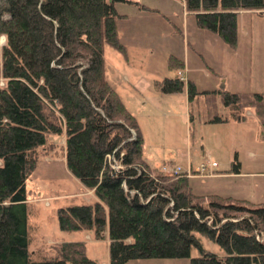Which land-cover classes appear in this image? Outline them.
Returning a JSON list of instances; mask_svg holds the SVG:
<instances>
[{
  "label": "trees",
  "instance_id": "1",
  "mask_svg": "<svg viewBox=\"0 0 264 264\" xmlns=\"http://www.w3.org/2000/svg\"><path fill=\"white\" fill-rule=\"evenodd\" d=\"M136 0H0V264H98L82 240L52 244L33 259L28 249L25 180L48 135L62 134L66 169L94 195L56 207L62 230L89 229L108 237V264L148 257H188L189 264H264V203L192 191L188 177L149 166L142 136L103 72V46L125 55L115 3ZM198 26L230 46L236 13L264 10V0H182ZM146 6V5H144ZM260 14V13H259ZM169 65L182 60L169 58ZM162 92L185 88L188 101L207 99L208 122L255 116L264 135V90L198 91L179 76L155 80ZM226 112L220 113L214 93ZM209 102V103H208ZM112 158L120 166H111ZM229 169L237 172L233 157ZM199 234L216 242L205 249ZM199 251L190 256V247ZM45 251V249H40Z\"/></svg>",
  "mask_w": 264,
  "mask_h": 264
},
{
  "label": "rangeland",
  "instance_id": "2",
  "mask_svg": "<svg viewBox=\"0 0 264 264\" xmlns=\"http://www.w3.org/2000/svg\"><path fill=\"white\" fill-rule=\"evenodd\" d=\"M115 6L125 13L116 25L126 50L124 55L104 45L103 72L136 119L146 163L165 173L176 165L184 170L189 166L188 153L190 167L196 170L203 145L216 163L213 168L225 172L235 155L245 173L210 176L209 168H189L191 174L187 177L192 191L264 203V135L259 134L256 118L247 116L228 125L210 123L206 117L208 95L198 94L187 106L185 91L162 92L155 85V80L164 76H179L184 81L190 79L198 91L264 90V10L260 14L249 9L237 11L236 42L230 46L214 32L198 26L194 15L184 10L182 0H137ZM170 57L182 60L183 65H169ZM214 101L217 110L225 113L217 91ZM63 142L62 134L50 133L47 144L37 148V164L25 180L28 249L35 250L31 257L37 259L42 254H53L49 248L53 242L83 239L86 255L98 264H108V244L104 238H94L89 229L66 231L58 227L57 206L93 199L82 192L78 179L66 174ZM85 234L89 239L84 238ZM199 238L205 249L223 253L216 242L200 234ZM189 254L196 256L199 251L191 246ZM124 264L189 262L188 257H148L129 259Z\"/></svg>",
  "mask_w": 264,
  "mask_h": 264
},
{
  "label": "crops",
  "instance_id": "3",
  "mask_svg": "<svg viewBox=\"0 0 264 264\" xmlns=\"http://www.w3.org/2000/svg\"><path fill=\"white\" fill-rule=\"evenodd\" d=\"M137 1V0H136ZM140 4H142V3H140ZM143 6H144V4H142ZM145 7V6H144ZM239 11V10H238ZM220 90H222L221 88H220ZM185 91V89H182L181 91H178L179 93H181V92H184ZM177 92V93H178ZM170 93H172V92H170ZM185 94H186V92H185ZM186 102H187V106H189V104H188V99H187V96H186ZM247 112V115H246V117L247 116H254V115H252V113H251V111L250 110H246ZM221 113V112H220ZM188 114H189V112H188ZM207 117V116H206ZM245 117V118H246ZM255 117V116H254ZM231 122H235V120H233V119H229V120H227V121H220V122H210V123H218V124H225V125H228L229 123H231ZM256 122H257V120H256ZM257 125H258V123H256ZM200 150H201V159H200V162L201 161H203V160H207V159H209V160H211V155H210V152L207 150V148L205 147V146H203V145H201V148H200ZM235 155H233V157H234ZM233 157H232V159H231V161L233 160ZM235 158H236V156H235ZM237 159V158H236ZM186 160H187V162H188V164H189V166H188V168H190L191 170H192V168L190 167L191 166V164H190V158H189V154L187 153L186 154ZM212 161H214V160H212ZM231 161H230V163H231ZM237 161L239 162V160L237 159ZM216 165V164H215ZM188 168H185L184 170H186V169H188ZM66 170V174H68V170L67 169H65ZM182 171H184L183 169H181ZM209 170H210V172L209 173H212L210 176H221V175H223V174H230V175H240L241 173H245V172H241V170H240V162H239V169H238V171L237 172H234V171H231L230 169L228 170V171H223V172H221V171H219V170H215L214 168H213V166H211V167H209ZM192 171H197V169L195 170V169H193ZM251 173V172H250ZM82 186V185H81ZM191 186V185H190ZM192 189V188H191ZM81 190H83L82 192H85V193H87V194H90L91 196H92V198L94 199V195L92 194V192H91V190L90 189H87L86 187H84V186H82L81 187ZM212 193H216V192H212ZM200 194V193H199ZM216 194H220V193H216ZM221 195V194H220ZM228 196H230V195H228ZM92 199V200H93ZM84 238H86V239H89L88 238V235L87 234H85L84 235ZM102 238H104L106 241H107V244H108V237H107V229L105 228L104 229V232H103V237ZM97 239H99V238H97ZM77 240H80V239H77ZM81 240H83V239H81ZM60 241H63V240H60ZM84 241V240H83ZM59 242V241H58ZM53 243H56V242H53ZM53 243H51V244H53ZM51 244H49L48 246H50ZM34 251V249H32L31 250V252H33ZM90 258H92V257H90ZM92 259H94V258H92ZM139 259V258H138Z\"/></svg>",
  "mask_w": 264,
  "mask_h": 264
},
{
  "label": "built area",
  "instance_id": "4",
  "mask_svg": "<svg viewBox=\"0 0 264 264\" xmlns=\"http://www.w3.org/2000/svg\"><path fill=\"white\" fill-rule=\"evenodd\" d=\"M108 157L111 158V166L114 169H117L120 166V163L119 162L116 163V161H114V158H112L111 155H108ZM215 164H216L215 161H212V160H209V159L203 160V161L200 162V164H199V166L197 168V171H199V170L203 171V170H205V169H207V168H209L211 166H215ZM164 170L166 171V168H164ZM166 172H168V173H181V174H185L186 176L191 174V171H190L189 168L184 170V171H182L181 168L179 166H177V165L172 167L171 169H169ZM99 264H106V263L101 262Z\"/></svg>",
  "mask_w": 264,
  "mask_h": 264
}]
</instances>
